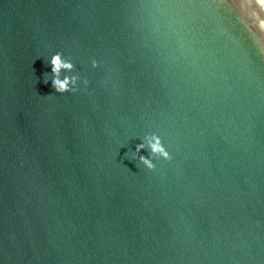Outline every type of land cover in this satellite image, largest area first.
<instances>
[{"label":"water","instance_id":"95a60500","mask_svg":"<svg viewBox=\"0 0 264 264\" xmlns=\"http://www.w3.org/2000/svg\"><path fill=\"white\" fill-rule=\"evenodd\" d=\"M57 50L87 87L44 82ZM0 264H264V55L229 4L0 0Z\"/></svg>","mask_w":264,"mask_h":264},{"label":"clouds","instance_id":"9594fccd","mask_svg":"<svg viewBox=\"0 0 264 264\" xmlns=\"http://www.w3.org/2000/svg\"><path fill=\"white\" fill-rule=\"evenodd\" d=\"M233 8L238 19L245 25L250 34L254 37V41L258 45V51L264 55V0H221ZM237 3L246 5V7H237ZM50 65V73H44V82L51 80V87L55 92L75 93L81 87H87V78H81L75 70L76 66L72 57L65 56L62 51H54L47 58ZM91 66H97V60L91 59ZM146 150L148 155L141 153ZM132 159L138 161V164L149 171L156 167L155 159L171 160L172 156L162 142L161 136L156 131H146L140 136V142L135 145V149L131 151Z\"/></svg>","mask_w":264,"mask_h":264}]
</instances>
